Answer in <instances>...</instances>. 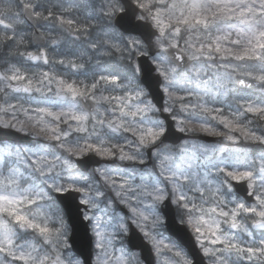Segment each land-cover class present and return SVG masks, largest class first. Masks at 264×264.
<instances>
[{"label":"snow or ice","instance_id":"obj_1","mask_svg":"<svg viewBox=\"0 0 264 264\" xmlns=\"http://www.w3.org/2000/svg\"><path fill=\"white\" fill-rule=\"evenodd\" d=\"M0 264H264V0H0Z\"/></svg>","mask_w":264,"mask_h":264}]
</instances>
